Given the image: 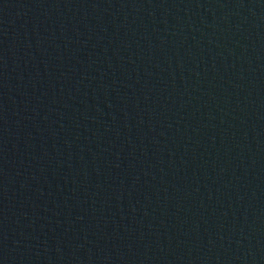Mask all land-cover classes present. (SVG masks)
Here are the masks:
<instances>
[{
	"label": "water",
	"instance_id": "obj_1",
	"mask_svg": "<svg viewBox=\"0 0 264 264\" xmlns=\"http://www.w3.org/2000/svg\"><path fill=\"white\" fill-rule=\"evenodd\" d=\"M0 264H264V0H0Z\"/></svg>",
	"mask_w": 264,
	"mask_h": 264
}]
</instances>
